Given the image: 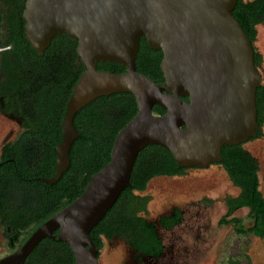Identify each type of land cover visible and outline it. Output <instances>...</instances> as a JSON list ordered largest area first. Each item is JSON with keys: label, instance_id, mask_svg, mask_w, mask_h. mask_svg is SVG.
<instances>
[{"label": "water", "instance_id": "1", "mask_svg": "<svg viewBox=\"0 0 264 264\" xmlns=\"http://www.w3.org/2000/svg\"><path fill=\"white\" fill-rule=\"evenodd\" d=\"M238 0H26L25 34L39 54L55 36L77 41L84 71L73 88L55 147L57 182L69 167L79 135L74 115L97 98L131 94L137 113L117 134L110 161L91 176L82 194L41 224L0 264H23L43 239L69 246L74 264H99L92 229L130 187L141 150L160 146L179 169L207 168L221 161V148L257 137L256 92L261 85L254 49L232 12ZM162 52L164 85L136 72L139 42ZM126 71H97V63ZM187 99V102L183 100ZM159 106L165 113L154 115Z\"/></svg>", "mask_w": 264, "mask_h": 264}, {"label": "trees", "instance_id": "2", "mask_svg": "<svg viewBox=\"0 0 264 264\" xmlns=\"http://www.w3.org/2000/svg\"><path fill=\"white\" fill-rule=\"evenodd\" d=\"M232 15L252 43L254 63L258 70L261 56L254 44L257 39L256 27L264 23V0H238ZM161 60L162 52L151 49L142 37L135 60L136 72L148 77L155 84L163 86ZM96 69L111 74H122L126 71L122 65L107 62L97 63ZM83 71L84 68L79 66L78 78ZM256 109L257 122L261 126L264 115L263 86H260L256 92ZM136 113L137 106L134 97L127 93H117L98 98L76 114L75 126L80 137L72 147L71 162L74 173L78 175V180L73 179L76 178L74 174L73 177L67 175V181H64L63 177L60 183L52 188L44 183L35 184L38 185L37 194L41 206L31 213L32 216H26V229L29 228L26 231V241L41 224L52 216L51 214L59 212L75 201L88 185L91 176L109 163L117 134ZM152 113L163 115L165 110L154 106ZM60 119L41 118L37 129L44 140H48L50 136L58 135L59 137ZM53 144L50 145L51 151ZM222 157V165L230 181L239 188L240 193L237 197L224 199L227 212L220 220V224L232 226L238 235H252L264 240V198L260 191L257 162L240 146L224 148ZM144 158L147 159L143 160ZM178 174L182 172L171 154L165 149L152 145L140 151L131 173L130 187L120 194L113 207L89 234L98 249L97 259L104 246V240L111 241L115 238L125 242L138 262L144 257L157 259L161 256L163 244L158 227L171 229L179 225L181 214L175 209L173 217H159L156 222L152 221L147 217L151 197L138 194L145 192L152 179ZM135 192L138 194L135 195ZM2 207L3 204L0 202V211ZM240 207L249 209L252 223L248 229L243 228L238 218L231 216L235 209ZM26 264H74V257L67 244L57 240L43 239L27 259Z\"/></svg>", "mask_w": 264, "mask_h": 264}, {"label": "flooded vegetation", "instance_id": "3", "mask_svg": "<svg viewBox=\"0 0 264 264\" xmlns=\"http://www.w3.org/2000/svg\"><path fill=\"white\" fill-rule=\"evenodd\" d=\"M25 4L26 0H0V202L3 204L0 211V237L5 241L7 252L2 257L16 252L26 242V231L29 229H26V216H30L35 209L41 206L37 194L39 192L38 185L35 184L44 183L47 187L52 188L60 183L63 177L64 181H67V175L73 177L75 174L74 180L78 176L72 167L71 152L74 142L80 137L75 126V118L81 109L74 115L72 121L79 137L70 146L69 167L54 184L48 185L45 182V180L51 179L56 172L55 147L63 140L62 119L73 88L80 78H78V68L79 66L83 67L77 53L78 43L69 36L62 34L55 36L42 54L34 51L25 34L26 22L23 17ZM41 118H61L59 137L55 135L50 136L48 140L43 139L42 134L37 129ZM259 128L256 138L238 145L256 162L257 159L243 147L245 144L262 137L263 124L259 125ZM54 141L56 142L53 144ZM52 144L51 151L50 145ZM238 146L222 147L221 161L211 164L207 168L179 169L182 174L156 178L177 179L183 177L190 170H207L212 167H219L230 181L222 165L223 150ZM230 183L232 184L231 181ZM232 186L237 190V194L225 196L224 199L237 197L240 193L238 187L233 184ZM134 194L138 193L135 192ZM138 195L149 196L143 193ZM224 206L227 212L225 202ZM175 209L179 210L181 214L180 224L171 229L158 227L163 244L161 256L157 259L144 257L138 262L134 253L129 250L132 264H163V258L167 253L170 255L174 245H167L166 248L161 233L172 232L175 228L180 227L185 212L180 207L174 206L159 216L173 217ZM239 209H246L249 213L248 208L240 207L235 209L231 216L235 217L234 213ZM50 210L49 212L52 211ZM55 214L51 215L54 216ZM244 229H248V227ZM56 234L57 232L53 233L55 238L51 240H56ZM33 251L23 264H26ZM33 259L35 262V258ZM98 261L100 264V254Z\"/></svg>", "mask_w": 264, "mask_h": 264}, {"label": "rangeland", "instance_id": "4", "mask_svg": "<svg viewBox=\"0 0 264 264\" xmlns=\"http://www.w3.org/2000/svg\"><path fill=\"white\" fill-rule=\"evenodd\" d=\"M255 49L261 56L258 73L264 86V23L257 26ZM1 122V119H0ZM257 159L260 190L264 197V123L262 137L243 147ZM143 194L151 197L148 205L150 220L178 206L184 212L180 227L161 233L165 247L174 245L163 258V264H264V240L252 235H238L232 226L220 224L225 216V196H234L233 188L219 167L190 170L181 178L152 179ZM234 216L244 228L251 225L246 209ZM5 241L0 237V257L6 254ZM100 264H132L129 249L121 239L104 240Z\"/></svg>", "mask_w": 264, "mask_h": 264}]
</instances>
